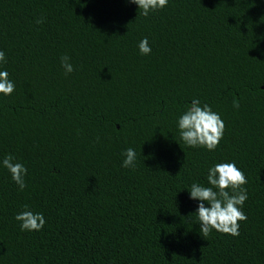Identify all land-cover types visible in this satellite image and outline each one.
<instances>
[{
    "label": "trees",
    "instance_id": "trees-1",
    "mask_svg": "<svg viewBox=\"0 0 264 264\" xmlns=\"http://www.w3.org/2000/svg\"><path fill=\"white\" fill-rule=\"evenodd\" d=\"M140 13L130 0H0V71L15 84L0 94V264H264V0ZM193 99L225 124L215 151L181 139ZM231 162L247 220L239 236L203 237L189 190ZM25 206L42 230L21 231Z\"/></svg>",
    "mask_w": 264,
    "mask_h": 264
},
{
    "label": "clouds",
    "instance_id": "clouds-1",
    "mask_svg": "<svg viewBox=\"0 0 264 264\" xmlns=\"http://www.w3.org/2000/svg\"><path fill=\"white\" fill-rule=\"evenodd\" d=\"M138 5L144 17L151 12L162 10L168 6V0H130ZM37 23H43L38 20ZM142 55H149L151 47L147 38L141 40L138 45ZM70 57H61V66L65 74L74 71L69 62ZM0 62L6 63V56L0 51ZM15 91V84L9 79L6 70L0 71V94L10 96ZM239 102L233 101V107L239 108ZM178 127L183 142L192 148H205L215 151L224 135L225 124L220 115L212 110L208 104L201 105L200 101L193 99L190 108L179 118ZM125 159L122 166L134 168L137 155L134 149L128 148L123 153ZM2 165L18 185L21 191L26 187L25 176L27 168L15 160L11 154L5 156ZM207 182L210 186L193 183L189 190L190 198L200 201L197 208V216L200 224V233L208 237L212 230L219 233L239 236L240 222L246 221L247 216L242 207L248 199L247 178L234 162L218 163L208 169ZM205 202L209 206H205ZM15 219L20 222L21 231H40L46 221L42 213H34L25 206V210L18 213Z\"/></svg>",
    "mask_w": 264,
    "mask_h": 264
}]
</instances>
